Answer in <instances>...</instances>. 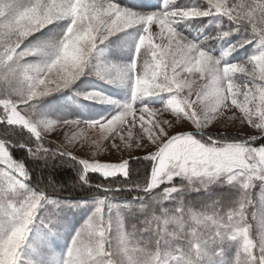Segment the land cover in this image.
Returning <instances> with one entry per match:
<instances>
[{
  "label": "snow or ice",
  "instance_id": "obj_1",
  "mask_svg": "<svg viewBox=\"0 0 264 264\" xmlns=\"http://www.w3.org/2000/svg\"><path fill=\"white\" fill-rule=\"evenodd\" d=\"M152 8L119 0H0V125L10 129L0 139V264H264V211H257L264 208V0H161L159 9ZM205 17L222 18L230 27L217 24L204 41L181 30ZM57 21L67 22L62 37L25 44ZM136 26L141 31L133 60L93 73L109 84L130 83L131 97L119 111L93 120L39 114L42 98L70 87L101 45ZM242 30L246 37L215 54L210 41L219 45ZM254 41L252 56L228 62ZM198 81L204 83L197 86ZM209 89L210 106L204 103ZM83 95L117 103L95 91ZM153 97L164 103H151ZM225 113L230 115L221 136L210 125ZM236 122L257 131L230 137L227 127ZM73 126L93 131L90 148L96 155L109 145L145 152L135 157L149 164L145 182L131 181L128 159L81 158L76 137H66L67 143L49 139ZM18 133L24 138H9ZM16 149L26 155L18 157ZM37 160L44 167L67 162L77 174L71 187L82 195L52 198L60 189L33 182L28 161ZM216 184L234 190L227 211L219 208L221 201L195 210L183 199L189 190ZM156 189L158 202L171 207L161 204L158 215L129 232L117 194L143 193L125 201L126 209L147 203ZM68 208H84L88 215L57 254L50 251L49 237ZM253 221L259 226L255 234Z\"/></svg>",
  "mask_w": 264,
  "mask_h": 264
},
{
  "label": "trees",
  "instance_id": "obj_2",
  "mask_svg": "<svg viewBox=\"0 0 264 264\" xmlns=\"http://www.w3.org/2000/svg\"><path fill=\"white\" fill-rule=\"evenodd\" d=\"M120 3H151L155 5V8L150 10H157L161 5V0H119ZM179 2V0H178ZM185 2V0H181ZM66 21H57L51 25H48L41 32H37L34 36L29 37L25 44L39 43L41 41L49 39H59L62 37L63 32L66 28ZM217 24H220L222 27L227 28L230 25L227 21H224L219 17H205L198 21H190L187 25L181 26L183 33L188 36L190 39L204 41V38L212 35L217 28ZM140 26H136L132 29H128L125 32L118 33L116 36H113L101 45L98 50L93 54L91 62L95 59L99 60L100 67L107 64H127L130 63L135 54V44L140 34ZM248 35L247 32L243 30L234 36L230 37L228 40L221 41L219 45L215 41H210L211 47L214 49L215 54L219 55L223 48L228 47L229 44H232L236 41H239L243 37ZM256 41L252 44H248L243 48H240L238 51L234 52L230 57H228V62H244L250 56H252L256 51ZM98 67H95L90 63L88 69H86L85 74H83L78 80H76L70 87L64 89L60 92L54 93L52 95L42 98L38 104L39 114H46L50 119H68V118H78L82 120H93L100 119L101 117H108L115 114L119 111L120 106L128 102L131 93L129 90H126L118 84H109L103 79L98 78L93 74ZM203 81H198L197 86L203 84ZM95 91L99 94H102L105 98H110L117 103H108L106 101H99L97 99H86L83 94ZM211 89H209V92ZM209 100H205L207 102ZM150 102L155 105H160L164 103L162 97H153L150 98ZM211 102V101H210ZM230 114V113H225ZM223 126V125H222ZM80 126L79 128H82ZM225 127L223 129L212 130L213 132L219 133L223 136L225 134ZM249 127H244L242 130H228L227 135L233 138H239L247 135L249 132ZM257 130L252 129L251 132H256ZM10 132V129L5 125H0V139H4L6 134ZM258 134V133H257ZM239 136V137H238ZM13 140L19 141L23 139L22 134H15L9 137ZM54 143H61V141L54 140ZM69 147H71L69 145ZM136 152L138 149L133 148ZM79 149H77V153ZM16 155L18 157L25 156L26 153L24 149H16ZM81 158H85L82 154H79ZM145 154H139L135 157H143ZM135 157H132L129 160L130 168V178L134 183L143 184L145 182V174L149 170V164L144 160H136ZM29 166L33 170V182L44 187L51 182L52 185H55L58 189L57 192L50 193L52 198H61L73 200L82 195L78 190L72 189V184L77 179L76 171L68 166L67 162L63 166H49L44 167L42 161H28ZM59 165V161L56 162ZM93 177L95 174H92ZM63 186V187H61ZM163 186H161L162 188ZM48 192H52V187L49 186L47 189ZM161 189L154 190L153 197L149 199L145 197L147 203L141 205L140 203L130 204L128 208H123L125 201H131L132 197L142 196L141 192L133 193H123L117 194V200L115 201L118 204H121L122 211L120 213L121 217L124 219L125 226L129 232L133 231L132 226L136 225L137 228H143V221L147 218L150 219L153 213L158 215L156 209L162 204L165 207H171V204L167 201H159V194ZM256 197H258V191L254 190ZM234 190L227 185L221 186L219 184L212 185L211 188L201 189L200 191L189 190L185 193L183 199L192 206L195 210H202L204 205L211 207L214 201H221L219 208H222L224 211H227V203L231 198ZM63 222L65 226L70 228V237H72L80 227L84 219L86 218L88 212L84 208H70L64 211ZM60 218V219H61ZM62 221V220H61ZM59 223L57 224V226ZM63 225V224H62ZM114 233V232H113ZM115 238V233L113 234V239ZM115 242V239H114ZM65 248V247H64ZM236 252V246L234 245L229 249V256H232Z\"/></svg>",
  "mask_w": 264,
  "mask_h": 264
},
{
  "label": "rangeland",
  "instance_id": "obj_3",
  "mask_svg": "<svg viewBox=\"0 0 264 264\" xmlns=\"http://www.w3.org/2000/svg\"><path fill=\"white\" fill-rule=\"evenodd\" d=\"M50 58H51V56H48V57H33V58H30V59L43 61V60H47V59H50ZM99 62H100L99 60L95 59L94 61H92L90 63H92L93 66L99 68L100 67V63ZM120 87H122V88H124L126 90H129V92L131 93L130 83L129 84H125V85L120 86ZM210 92H209V96L207 98V100H209V101L204 102V103L208 104L209 106L212 104V98H211ZM46 114L45 115L41 114V116L44 117V118H49ZM227 115H230V114L222 115L216 121H213V123L210 125V129L214 131L216 129H220L221 128V130H222L223 126L225 127V120H226V116ZM236 125L237 126L234 128L231 124H229L227 128L230 131L231 130H239V129L242 130L239 127V122H236ZM251 131H252V129H248L247 132H251ZM66 137L67 138L76 137V149H79L78 152H80L78 154H82L85 158H93L94 157L95 159L99 160L100 162H121L122 159L131 160L132 157H135V156H137L139 154H145V152H143L141 150H138L136 152L134 149H131V150H126L125 149V150H122V151H116L115 149H113L109 145V146H107L105 148V150L102 153H100L99 155H96L95 152L93 150H91V148H90V143L94 139V133H93V131L91 129H84L83 127L82 128H77V127L73 126L71 128H65V129L62 130V133L55 134V135H50L49 139H54V140H58V141H64L65 143H67V141L65 139ZM81 144L83 145V147H81ZM257 195H258L257 198H259V192H258ZM68 209H70V208H68ZM257 211L258 212L264 211V208H261V207L258 206ZM64 213L65 212H63L61 214V216H63ZM255 223H256V221H253V224H254L253 234L257 233V230H258V227H259ZM77 228H79V227H77ZM113 232L115 233V236H116L115 229H113ZM71 239H72V237H70V228L65 226V224L63 222V218H61L59 220V225L56 226V234L49 237L50 251H53V252H55L57 254L65 252L66 248L70 244ZM27 252L28 253H33L34 252V246L33 245H29L28 249H27Z\"/></svg>",
  "mask_w": 264,
  "mask_h": 264
}]
</instances>
